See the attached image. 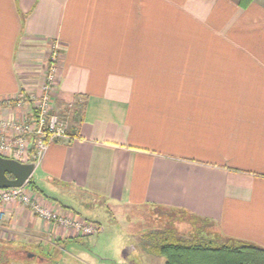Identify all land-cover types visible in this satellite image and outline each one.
<instances>
[{
  "label": "crops",
  "instance_id": "0c3cea01",
  "mask_svg": "<svg viewBox=\"0 0 264 264\" xmlns=\"http://www.w3.org/2000/svg\"><path fill=\"white\" fill-rule=\"evenodd\" d=\"M239 4L0 0L4 116L20 113L8 101L40 95L52 47L62 50L54 112L71 139L37 164L34 201L101 232L86 214L117 223L151 209L199 225L197 237L264 248V0ZM165 12H183V31L200 41H158L174 33ZM2 215L0 243L38 264L90 237L18 201Z\"/></svg>",
  "mask_w": 264,
  "mask_h": 264
},
{
  "label": "rangeland",
  "instance_id": "374dc122",
  "mask_svg": "<svg viewBox=\"0 0 264 264\" xmlns=\"http://www.w3.org/2000/svg\"><path fill=\"white\" fill-rule=\"evenodd\" d=\"M164 14V26L167 28L175 26L173 27L174 33L158 36V41H200V38H198L200 36L192 35L189 38L187 33L183 31V28L186 26V23L183 21V12H181L179 19V15L173 19L166 17H171L169 12H165ZM149 41L157 40L154 35H149ZM24 115L22 111L18 116L13 115L11 119L14 122L16 119H22ZM33 155L29 153L28 160L26 161H35ZM75 205L78 207L77 204ZM96 214H100L97 215L99 218L95 217ZM86 215L90 219H95L101 223L104 231L98 235L85 238L80 243H73L72 246L76 247V249H73L74 251L67 249L66 252H54L52 254V262L49 264H164L165 261L160 257L155 259L156 256H149L146 253L148 251L146 247L149 244V240L146 239L147 234L151 235L163 230H174L186 236L191 232L194 236L200 235L201 237H205L203 236L204 230L200 229L199 225H187V223L180 222V219L175 216L171 218L170 215H155L154 212H151V209L117 216V220L119 221L117 223L110 215L99 210H93ZM127 216L129 220H126ZM126 234L129 236L127 240L124 237ZM101 236H103V240L98 243ZM119 236L122 239H119ZM80 251L83 256L80 255ZM107 254L109 255L107 256ZM0 264H38V262H31V259H27L23 251L17 250L13 252L12 249L9 250L0 243Z\"/></svg>",
  "mask_w": 264,
  "mask_h": 264
},
{
  "label": "built area",
  "instance_id": "2783aa9c",
  "mask_svg": "<svg viewBox=\"0 0 264 264\" xmlns=\"http://www.w3.org/2000/svg\"><path fill=\"white\" fill-rule=\"evenodd\" d=\"M61 52V47L54 44L41 83L40 95L20 96L7 102L11 109L23 111L25 115L22 119H16L13 122L12 116L6 117L0 110V155L2 157L20 163H31L26 160H28L29 153H32L35 158L33 163L38 164L51 144L71 139L67 123L54 112L58 62ZM15 201L31 207L34 213L42 218L74 227L83 235H96L102 231L100 226L74 222L56 213L47 212L34 201L27 184L21 188L0 189V221L3 218L4 208Z\"/></svg>",
  "mask_w": 264,
  "mask_h": 264
},
{
  "label": "trees",
  "instance_id": "16d2710c",
  "mask_svg": "<svg viewBox=\"0 0 264 264\" xmlns=\"http://www.w3.org/2000/svg\"><path fill=\"white\" fill-rule=\"evenodd\" d=\"M252 2L240 0L239 5L246 9ZM27 186L37 189L32 179ZM146 239L149 253L163 258L165 264H264V248L245 241L220 243L197 236L187 237L172 230L147 234Z\"/></svg>",
  "mask_w": 264,
  "mask_h": 264
},
{
  "label": "water",
  "instance_id": "95a60500",
  "mask_svg": "<svg viewBox=\"0 0 264 264\" xmlns=\"http://www.w3.org/2000/svg\"><path fill=\"white\" fill-rule=\"evenodd\" d=\"M36 163H20L0 155V189L21 188L26 185L36 169Z\"/></svg>",
  "mask_w": 264,
  "mask_h": 264
}]
</instances>
